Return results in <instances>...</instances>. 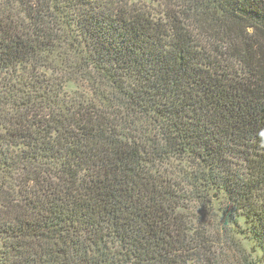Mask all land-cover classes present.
Segmentation results:
<instances>
[{
	"label": "trees",
	"instance_id": "trees-1",
	"mask_svg": "<svg viewBox=\"0 0 264 264\" xmlns=\"http://www.w3.org/2000/svg\"><path fill=\"white\" fill-rule=\"evenodd\" d=\"M230 251L264 264V0H0V264Z\"/></svg>",
	"mask_w": 264,
	"mask_h": 264
},
{
	"label": "rangeland",
	"instance_id": "rangeland-1",
	"mask_svg": "<svg viewBox=\"0 0 264 264\" xmlns=\"http://www.w3.org/2000/svg\"><path fill=\"white\" fill-rule=\"evenodd\" d=\"M73 89V88H72ZM71 89V90H72ZM241 224H244V223H241ZM210 229V227H209ZM210 233L211 234H214V231L210 230ZM214 247L216 248V250H218V253L222 251H225L227 250V248L225 247H222V246H219L218 244L214 243ZM228 254L230 255L231 257V260L233 261L234 264H237V258L239 257L238 254H236L234 251H230L228 252Z\"/></svg>",
	"mask_w": 264,
	"mask_h": 264
}]
</instances>
